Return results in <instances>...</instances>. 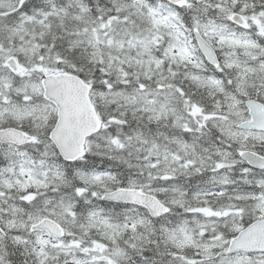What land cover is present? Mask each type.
I'll use <instances>...</instances> for the list:
<instances>
[{
  "label": "snow or ice",
  "instance_id": "obj_1",
  "mask_svg": "<svg viewBox=\"0 0 264 264\" xmlns=\"http://www.w3.org/2000/svg\"><path fill=\"white\" fill-rule=\"evenodd\" d=\"M0 264H264V0H0Z\"/></svg>",
  "mask_w": 264,
  "mask_h": 264
}]
</instances>
